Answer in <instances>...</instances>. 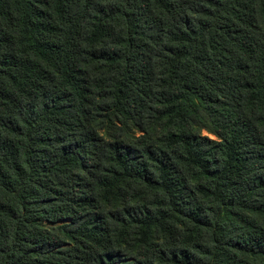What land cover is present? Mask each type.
I'll use <instances>...</instances> for the list:
<instances>
[{"label": "trees", "instance_id": "16d2710c", "mask_svg": "<svg viewBox=\"0 0 264 264\" xmlns=\"http://www.w3.org/2000/svg\"><path fill=\"white\" fill-rule=\"evenodd\" d=\"M0 264H264V0H0Z\"/></svg>", "mask_w": 264, "mask_h": 264}, {"label": "rangeland", "instance_id": "374dc122", "mask_svg": "<svg viewBox=\"0 0 264 264\" xmlns=\"http://www.w3.org/2000/svg\"><path fill=\"white\" fill-rule=\"evenodd\" d=\"M213 137V136H212Z\"/></svg>", "mask_w": 264, "mask_h": 264}]
</instances>
